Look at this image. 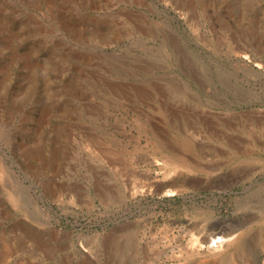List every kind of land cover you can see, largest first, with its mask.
<instances>
[{"label":"rangeland","instance_id":"obj_1","mask_svg":"<svg viewBox=\"0 0 264 264\" xmlns=\"http://www.w3.org/2000/svg\"><path fill=\"white\" fill-rule=\"evenodd\" d=\"M0 264H264V0H0Z\"/></svg>","mask_w":264,"mask_h":264},{"label":"bare ground","instance_id":"obj_2","mask_svg":"<svg viewBox=\"0 0 264 264\" xmlns=\"http://www.w3.org/2000/svg\"><path fill=\"white\" fill-rule=\"evenodd\" d=\"M169 192H170L169 194L175 193L174 189H172V190L170 189ZM229 233L233 234L234 232L230 231ZM229 233H227V235H230ZM208 242H209V244H205ZM195 247H197V246H195ZM200 247H201V249L202 248H208L209 253L214 258H220V259H222V261L226 259L227 261H231V262L234 259H236L237 255L240 252L243 251L241 236L233 235V236L225 237L224 235H217V233H213V234H210V235L204 237L202 243H200ZM226 249H232V252H230V253L228 252L229 254L227 253L228 259L226 257H224V251H226Z\"/></svg>","mask_w":264,"mask_h":264}]
</instances>
